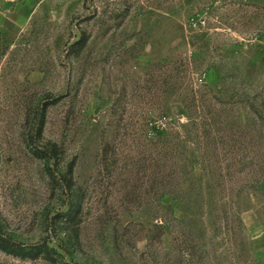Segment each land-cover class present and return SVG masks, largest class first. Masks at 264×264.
<instances>
[{"label":"rangeland","instance_id":"obj_1","mask_svg":"<svg viewBox=\"0 0 264 264\" xmlns=\"http://www.w3.org/2000/svg\"><path fill=\"white\" fill-rule=\"evenodd\" d=\"M199 87L206 169L181 127ZM3 237L56 264H264V0H0Z\"/></svg>","mask_w":264,"mask_h":264},{"label":"trees","instance_id":"obj_2","mask_svg":"<svg viewBox=\"0 0 264 264\" xmlns=\"http://www.w3.org/2000/svg\"><path fill=\"white\" fill-rule=\"evenodd\" d=\"M88 41L89 38L88 36L86 37L85 34L81 39L72 44L71 47L77 50H82L87 45ZM205 88L208 87L206 86ZM191 92L193 95L191 97L192 105L194 107H197L198 109L197 116L188 117L187 123H180L181 127H184L186 129L190 128L193 143L197 146L196 149H194L195 157L192 159V167L199 169L201 167L202 169H206L211 165L212 158L214 157L213 149H216L214 145L219 147V145L223 141H219L218 137L213 135V130L209 129L211 125L218 123L215 117L216 108H214L213 110L209 108L210 103H213L210 101V97H208L211 92L207 91L206 89L203 90L201 89V87L192 89ZM213 97L220 102L218 97H216L215 95ZM161 118L168 119L166 114L162 115ZM166 123L171 124L172 121L169 120ZM146 127L148 129L147 133L149 137L154 138L155 136H157L158 138L156 140H158V142L156 143L169 144L167 148H177L182 144V142H185V140H183L182 136L179 133L176 132V135H174V133L169 132L170 126H165L164 122H158L157 118H147ZM204 129L205 132H203ZM53 155H56L55 151L53 152ZM221 168H223V165L217 170ZM79 207V205H73L71 211L68 212V217L71 220L74 219L75 213L79 211ZM0 249L7 253L18 255L23 258H37L41 256L42 258L54 262L55 264L59 261L57 250L47 244L33 246L31 245L30 247H26L17 244L9 238L3 237L0 238Z\"/></svg>","mask_w":264,"mask_h":264}]
</instances>
